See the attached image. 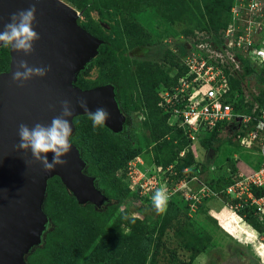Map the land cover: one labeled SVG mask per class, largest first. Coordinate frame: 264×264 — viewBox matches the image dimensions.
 Returning a JSON list of instances; mask_svg holds the SVG:
<instances>
[{
	"label": "trees",
	"instance_id": "obj_1",
	"mask_svg": "<svg viewBox=\"0 0 264 264\" xmlns=\"http://www.w3.org/2000/svg\"><path fill=\"white\" fill-rule=\"evenodd\" d=\"M68 1L77 8L81 6L79 0ZM232 2L233 0H93L88 3V8L96 10L106 18L110 15V9L114 13L121 11L124 16L114 26V30L118 37L124 40V44L130 45V47L149 44V34L143 30L140 19L136 17L150 10L158 11L171 23H187L197 27L200 32H208L209 35H214L211 37L214 39V43L219 45L222 42V31L230 19L229 10ZM78 23L92 35L101 38L103 43L99 46L98 54L78 73L75 83L84 89L102 84H112L116 89L118 104L126 117V123L122 133H114L105 126H98L93 130L88 115H79L73 119L75 131L70 140L78 147L86 162L85 172L95 177L96 186L108 198L104 204L97 208L101 209L107 203L121 201L124 198V201L129 202V204L132 201L137 204L135 209L130 211L139 212L141 217H131L142 221L147 216V210L152 207V204L147 203L148 205H145L147 198H139L131 192L128 185L123 181L122 175H117L120 168L141 152L140 146L128 139L131 118L125 111L123 102L125 95H128L143 112L146 132L153 140L151 149L154 163L152 164L163 168L172 165L175 174L169 177L173 178L174 181L182 179L185 175L187 177L192 175L189 173L190 169L185 172V168H191L194 172L197 171L193 167L195 160L189 148L191 141L180 126L171 123L170 114L163 110V105H161L158 97L159 89L171 88L176 84L177 79L185 73L182 58L188 49L184 48V52L177 54L165 48L161 52L158 51L159 53L155 54L154 59L137 63L133 68H126L113 60L109 34L97 30L92 22L78 19ZM187 31L195 35L193 29ZM240 59L244 66H242L243 72H238L235 77L230 78L228 101H232L233 106L239 110L240 114L251 117L247 123V129H249L255 123V118L264 110V89L253 97L255 98L254 102L245 103L242 78L244 75L252 73L253 64L249 58L240 56ZM8 62L9 50L0 48V76L7 69ZM93 66L98 68L99 74L100 72L101 74L105 73L103 77L100 74V78L98 76L95 80L88 78ZM260 71L264 72V68L261 67ZM124 74L126 75L125 80ZM237 126V122L228 125L229 132L236 129ZM219 129L221 126L218 125L212 131L200 135L198 140L200 145L211 151L217 149L222 143L230 145V138L217 136ZM202 166L204 165L202 164ZM87 168H90L91 171L87 172ZM234 172L232 168L228 175L219 178L222 183V191L218 193V196L224 202H236V199H230L223 191L225 186L232 181ZM103 177L109 186L116 190L114 196L106 194L98 185ZM50 198L53 202L51 204L52 213L58 219L70 223L74 235L71 242L66 243L64 247L58 249L54 256H51L48 264H77L81 258L90 264L101 261H104L105 264H158L156 255L159 253V248L173 253V264H193V258L205 249V244L202 243L201 239H196L193 236L195 240L189 241L186 232L181 229L186 214L177 206V200H168L167 207L162 212L164 220L162 226H158L157 223L146 226L139 221L138 224H132L127 233L120 235L99 231L93 221L80 215L77 208L81 204L77 203L74 196L67 191L57 176H53L47 181L42 205L43 211L49 218V225L45 232L53 225L45 208ZM243 212L244 209H241L237 213L244 220H248L256 231L262 232L261 219L252 213L244 216ZM164 227L177 232V236L181 239V246L188 252L186 259L174 256V251H169L164 241L159 240V235L163 232ZM157 230L159 234L155 235Z\"/></svg>",
	"mask_w": 264,
	"mask_h": 264
},
{
	"label": "water",
	"instance_id": "obj_2",
	"mask_svg": "<svg viewBox=\"0 0 264 264\" xmlns=\"http://www.w3.org/2000/svg\"><path fill=\"white\" fill-rule=\"evenodd\" d=\"M30 4L36 8L33 29L39 39L28 55L9 51L8 69L0 76V264H28L26 255L42 242L49 225L42 209L49 178L57 176L78 204L100 207L108 199L95 177L85 172L86 162L77 146L71 142L65 165L45 172L30 152L16 147L18 125L49 124L59 114L63 99L73 101L75 110L68 118L72 134L74 117L88 115L75 106L77 99L86 101L89 111L106 108L110 115L104 126L114 133H122L126 123L112 84L84 89L75 83L103 40L78 23L79 13L73 6L64 0H0V30L10 13ZM20 59L29 66L48 65L49 71L22 84L13 82L11 75Z\"/></svg>",
	"mask_w": 264,
	"mask_h": 264
},
{
	"label": "rangeland",
	"instance_id": "obj_3",
	"mask_svg": "<svg viewBox=\"0 0 264 264\" xmlns=\"http://www.w3.org/2000/svg\"><path fill=\"white\" fill-rule=\"evenodd\" d=\"M64 1L76 9L79 13V20L92 22L97 30L111 36L110 50L112 58L118 65L126 68H133L137 63L154 59L155 54L161 52L165 48L177 54L184 52V48H188L189 43L193 41V44H195L193 39L195 35H192L191 32L189 33L187 31L188 29H193L196 35H198L197 33H202L209 36L206 42L210 44L211 49L215 47L214 39L210 38L214 35L210 36L208 32H200L197 30V27L187 23H171L167 21L161 13L155 10H150L136 17L140 19L139 21L141 22L143 30L149 34V44L130 47V45L124 44V40L120 39L114 30V26L121 21L124 16L121 11L114 13L113 10L110 9V15L106 18L100 15L96 10H90L88 8V3L93 0H79L81 6L78 8L70 1ZM190 48L192 47L190 46ZM258 66L257 63L255 66L252 65V73H248L242 78L244 83L243 97L245 96V103H249V101L254 102L255 98L253 97L257 96V94L264 89V72L260 71L261 67ZM243 67L241 68V73L243 72ZM100 74L98 68L93 66L88 78L95 80L98 76L100 78ZM103 74L105 73L103 72L101 77H103ZM125 79L126 75L124 74V80ZM123 106L131 118V124L128 128V139L133 140L140 146L141 152L137 156L142 164L150 166L154 163L153 151L151 149L153 140L146 132L143 112L128 95H125ZM247 130V124L246 126L241 124L231 132H229L228 126L221 127V129L217 131V136L221 138L227 136L231 139V144L222 143L214 151L202 147L197 140V136L193 142L189 143V148L195 160L193 167H195L197 171L194 172L191 168L185 171L188 172L190 169L189 173L193 175V178L188 183L184 186L182 185L183 188L189 189V191L186 192L185 189L177 190L175 196L177 198V206L186 214L181 229L186 232L187 239L189 241H194V237L196 239L199 238L202 240V243L205 244L204 251L193 258V264H264V247L262 246V243L264 245V237L250 225L248 220L245 221L236 214L228 212L218 199L209 200L210 202L213 201V204H217L216 208L218 210H213L211 208L205 210L203 209L204 207L202 208L203 204L201 205L202 201L213 194L218 195V193L222 191V183L219 178L228 175L232 168L235 171L232 176L233 179L237 174L244 173L259 161V156L256 152L258 150V143H249L247 141ZM235 132L239 137L236 136ZM202 164L204 166L201 167ZM86 171L90 172L91 170L87 168ZM160 176L161 186H165L166 182L164 181V175L162 176L161 173ZM107 184L106 179L103 177V180L101 179L98 185L101 186L106 194L114 196L116 190ZM184 192L185 194H183ZM48 201L45 208L49 213L53 225L44 233L42 243L35 246L32 251L26 255V260L30 264H48L51 256H54L58 252V249L64 247L66 243L71 242L74 235L72 225L58 219L52 213V198ZM144 204L148 205L147 201ZM135 206H137V204L133 201L129 204V202L124 201L123 198L121 201L107 203L102 206L101 209H98L91 203H83L77 208V212L83 217L93 221L99 231L108 233L113 232L122 235L128 232L132 224H138L140 221L131 217H141L139 212L130 211L131 209H135ZM150 208L151 210H149ZM150 208L147 210V216H145L140 223L146 226H152V224L157 223L158 226H162L164 221L162 212L158 214L153 207ZM209 209L212 211L208 212ZM242 221L247 222V224L243 222L242 227V229L246 230V237H243L241 234L235 236V230L237 229L236 224H240ZM217 226L222 228L227 236L224 235L222 231L218 230ZM158 234L159 231L157 230L155 235ZM234 236L237 240L234 239ZM159 240L164 241L169 251H174V256H179L183 259L187 258L188 252L181 246V239L173 229L164 227L163 232L159 235ZM156 260L158 264H173V253L159 248ZM77 264L90 263L81 258ZM92 264L105 263L101 261Z\"/></svg>",
	"mask_w": 264,
	"mask_h": 264
},
{
	"label": "built area",
	"instance_id": "obj_4",
	"mask_svg": "<svg viewBox=\"0 0 264 264\" xmlns=\"http://www.w3.org/2000/svg\"><path fill=\"white\" fill-rule=\"evenodd\" d=\"M230 15V23L222 32L221 44H215L213 50L206 42L209 36L195 34V44L193 41L188 44L182 58L185 73L174 86L158 91L160 103L163 110L169 112L171 123L180 126L191 142L218 125L225 127L237 122L238 126H246L251 119L240 114L232 101H228V93L230 78L242 68L240 56L249 58L253 65L257 63L264 67V0H233ZM246 139L249 143H258L259 161L225 186L224 193L230 199H236L234 203H225L234 212L244 209V216L249 213L258 216L263 228L260 233L264 237V110L247 130ZM161 173L169 200H177V190L189 191L182 185L193 175L174 181L169 177L175 174L172 165L166 168L154 164L147 166L135 156L117 171L129 189L139 198H147L150 204L152 193L161 186Z\"/></svg>",
	"mask_w": 264,
	"mask_h": 264
},
{
	"label": "clouds",
	"instance_id": "obj_5",
	"mask_svg": "<svg viewBox=\"0 0 264 264\" xmlns=\"http://www.w3.org/2000/svg\"><path fill=\"white\" fill-rule=\"evenodd\" d=\"M35 12V5L30 4L25 9L9 14L8 22L4 23L3 29L0 30V48L18 53L22 52L24 55H28L32 51L33 42L39 39V34L33 29ZM48 71V65L29 66L25 60L20 59L16 63L11 79L13 82L22 84L33 76L43 77ZM75 106L88 114L93 130L98 126L103 127L110 115L104 107H96L95 110L89 111L88 105L83 99H77ZM74 110L73 101L63 99L59 101V114L54 116L49 124L35 123L31 127L24 123L19 124L17 128L19 141L16 145L18 150L30 152L32 159L39 162L45 172L51 171L57 166L65 165L67 160L64 157L69 153L72 146L70 140L72 129L68 118L72 116ZM49 153H51L50 160ZM168 200L169 193L166 186L163 185L156 188L151 195L152 207L157 212H163L166 209Z\"/></svg>",
	"mask_w": 264,
	"mask_h": 264
},
{
	"label": "crops",
	"instance_id": "obj_6",
	"mask_svg": "<svg viewBox=\"0 0 264 264\" xmlns=\"http://www.w3.org/2000/svg\"><path fill=\"white\" fill-rule=\"evenodd\" d=\"M210 200H214V199H210ZM216 200V199H215ZM209 202V203H208ZM212 202V203H211ZM209 201V200H207L206 202H204L203 203V206H202V208L203 209H205V210H208V208H211V209H213V210H218L216 207H217V204L216 203H214L213 204V201ZM221 210V209H220ZM212 210H210L209 209V211L208 212H211ZM229 212V211H228ZM232 213V212H231ZM243 222L245 223V224H247V222H245V221H242L240 224H236V227H237V229L235 230V236H237V235H239V234H241L243 237H246V230L245 229H242V227H243ZM217 228H218V230H220V231H222L223 232V229L222 228H220V227H218L217 226ZM224 233V232H223ZM224 235H226L227 236V234H225L224 233ZM234 236V239L235 240H237L236 239V237ZM229 237V236H228Z\"/></svg>",
	"mask_w": 264,
	"mask_h": 264
},
{
	"label": "bare ground",
	"instance_id": "obj_7",
	"mask_svg": "<svg viewBox=\"0 0 264 264\" xmlns=\"http://www.w3.org/2000/svg\"><path fill=\"white\" fill-rule=\"evenodd\" d=\"M210 199H218L219 201H221V203L223 204V206H224L229 212H232V213L238 215L237 213H235V212L231 209V207H229L224 201H222L218 195H215V194L211 195L209 198H207L206 200L202 201L201 205H202L204 202H206L207 200H210ZM238 216H239V215H238ZM239 217H240V216H239ZM260 242H261V240H260ZM261 243H262V242H261ZM262 246L264 247L263 243H262Z\"/></svg>",
	"mask_w": 264,
	"mask_h": 264
},
{
	"label": "flooded vegetation",
	"instance_id": "obj_8",
	"mask_svg": "<svg viewBox=\"0 0 264 264\" xmlns=\"http://www.w3.org/2000/svg\"><path fill=\"white\" fill-rule=\"evenodd\" d=\"M7 69H8V67H7ZM6 71V70H5Z\"/></svg>",
	"mask_w": 264,
	"mask_h": 264
}]
</instances>
